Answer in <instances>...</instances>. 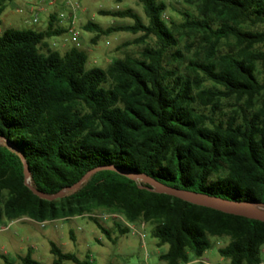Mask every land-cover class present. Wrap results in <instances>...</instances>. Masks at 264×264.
Wrapping results in <instances>:
<instances>
[{"label":"trees","instance_id":"1","mask_svg":"<svg viewBox=\"0 0 264 264\" xmlns=\"http://www.w3.org/2000/svg\"><path fill=\"white\" fill-rule=\"evenodd\" d=\"M10 1L0 0V17ZM137 1L146 24L124 9L99 14L131 24L83 26L95 34L92 44L117 32L140 33V43L155 38L139 58L114 59L105 69H87V55L76 47L43 52L45 40L64 34L54 28L55 14L42 32L1 33L0 220L42 223L103 210L151 226L156 246L167 248L159 255L164 264H188L190 254L201 258L210 237L229 240L218 249L229 264H262L264 223L153 193L120 173L264 204V82L258 70L264 53L256 47L264 44V0H182L194 12L183 13L179 24L164 20L165 1ZM23 161L30 186L48 195L90 170L116 171L100 170L79 189L48 202L25 186ZM113 226L120 236L129 233ZM49 245L51 264H89ZM19 264L39 263L27 252Z\"/></svg>","mask_w":264,"mask_h":264},{"label":"rangeland","instance_id":"2","mask_svg":"<svg viewBox=\"0 0 264 264\" xmlns=\"http://www.w3.org/2000/svg\"><path fill=\"white\" fill-rule=\"evenodd\" d=\"M79 4L77 11V30L80 36V51L87 55L86 68L99 67L105 69L112 60L123 59L127 56L139 58L144 48L155 46L156 40L150 36L144 43L138 42L140 33L131 34L127 32H117L109 36H102L95 43H91L94 33L83 30L87 22L99 25L106 29L114 25H127L132 21L129 19H113L109 16H102L100 11H117L130 9L136 13L144 24L147 19L144 15L143 7L137 0H124L118 3L116 0H71ZM167 9L164 14L166 22L179 24L183 21V13H193V7L185 4L182 0H163ZM16 10H19L17 12ZM67 10L64 0H56L55 5L50 7L44 0H12L5 4V9L0 17V34L6 29H30L42 32L45 28L48 13L59 15ZM36 17L38 23L33 24ZM246 30L260 31V27L247 25ZM65 36L52 37L45 40L46 48L57 50L64 54L73 44L69 40L64 42ZM57 44V47H53ZM183 47V42L180 43ZM264 53V44L256 46ZM225 50V48H223ZM182 52H187L182 48ZM259 80L264 82V63L258 66ZM209 86V84H207ZM103 210H97L89 215L75 217L68 220L59 219L47 223L44 227L39 222L23 218L10 224L7 220H0V264H4L1 256L6 257L10 262L19 264L20 258L30 252L33 260L39 264H51L54 257L50 254L49 243H54L63 253L76 256L79 261L89 264H164L159 260V255L166 251V247H157L156 240L152 238L151 226L146 225L142 231L143 237L129 232L124 236L118 234L114 228V221L102 220V215H107ZM89 216V217H88ZM95 216V217H93ZM98 216V217H97ZM97 220L98 224L110 232V238L91 221ZM3 226H9L6 230H1ZM115 239V241H114ZM227 238L210 237L209 249L199 259H195L190 254L188 264H229L228 260L222 258L218 249L226 246ZM264 259V253L261 254ZM63 264H74L64 262ZM264 264V263H262Z\"/></svg>","mask_w":264,"mask_h":264},{"label":"water","instance_id":"3","mask_svg":"<svg viewBox=\"0 0 264 264\" xmlns=\"http://www.w3.org/2000/svg\"><path fill=\"white\" fill-rule=\"evenodd\" d=\"M104 169L116 171L112 167L96 168L90 170L85 175H83L81 179L78 182H76L74 185L64 188L54 195H48L30 186L29 184L30 172L28 169V165L23 161L25 186L33 193L34 196L48 202L59 200L63 198L67 193L79 189L88 178H90L96 172ZM120 174H122L124 177L132 181H140L141 183H144L147 186L146 190H149L153 193L174 197L183 202L199 207L208 208L214 211H218L223 214L242 217L248 220H254L264 223V204L262 203L252 204V203L229 201L221 198L211 197L202 193L172 188L163 185L143 174H124V173H120Z\"/></svg>","mask_w":264,"mask_h":264},{"label":"built area","instance_id":"4","mask_svg":"<svg viewBox=\"0 0 264 264\" xmlns=\"http://www.w3.org/2000/svg\"><path fill=\"white\" fill-rule=\"evenodd\" d=\"M44 1L47 2L48 6L52 7L55 5L56 0H44ZM64 4L67 10L65 11V13H60L59 15L55 14L56 21L54 23V28L64 30V34L60 35V37L65 36L63 41L68 42L70 40L73 46L78 48L80 46V36H79V31L77 30V24H78L77 11L79 9V4L76 2L73 3L71 0H64ZM16 11L19 12V10ZM50 15L52 14L49 13L47 19H49ZM48 21L49 20H47V26H48ZM32 23L33 24L38 23V19L34 17ZM52 46L55 48L57 47V44H53ZM100 218H102V220L104 221L111 219L114 222L121 225L123 228L128 229L129 232L138 234L140 237H143L142 231L146 227V224L144 222H139L137 224H130L117 214L102 215ZM17 221H20V219L12 222H17ZM12 222H10V224ZM50 222H54V221H44L40 223V226L44 227L47 223ZM8 227L9 226H3L1 230H6Z\"/></svg>","mask_w":264,"mask_h":264},{"label":"crops","instance_id":"5","mask_svg":"<svg viewBox=\"0 0 264 264\" xmlns=\"http://www.w3.org/2000/svg\"><path fill=\"white\" fill-rule=\"evenodd\" d=\"M49 14V13H48ZM48 20V19H47ZM47 20H46V22H45V28L47 27ZM1 35V34H0ZM20 220H24V219H20Z\"/></svg>","mask_w":264,"mask_h":264}]
</instances>
